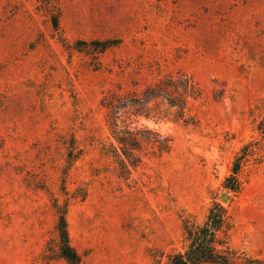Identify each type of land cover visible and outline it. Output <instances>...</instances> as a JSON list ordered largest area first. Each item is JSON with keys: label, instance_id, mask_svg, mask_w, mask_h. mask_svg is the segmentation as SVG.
Listing matches in <instances>:
<instances>
[{"label": "rangeland", "instance_id": "rangeland-1", "mask_svg": "<svg viewBox=\"0 0 264 264\" xmlns=\"http://www.w3.org/2000/svg\"><path fill=\"white\" fill-rule=\"evenodd\" d=\"M95 39L121 44L73 48ZM178 71L203 89L193 123L143 119L172 149H146L119 177L89 144L110 140L103 92ZM73 136L84 154L72 167ZM55 199L83 264H164L185 249L182 218L204 221L214 200L232 215L231 245L264 259V0H0V264H67Z\"/></svg>", "mask_w": 264, "mask_h": 264}, {"label": "trees", "instance_id": "trees-1", "mask_svg": "<svg viewBox=\"0 0 264 264\" xmlns=\"http://www.w3.org/2000/svg\"><path fill=\"white\" fill-rule=\"evenodd\" d=\"M119 44L120 40H80L73 48L83 51V46H87L88 51L104 53ZM202 96L203 89L198 80L181 71L159 74L157 81L141 92H123L122 87L106 90L101 106L105 109L104 121L110 132V140L91 135L89 144L97 146L104 156L113 160L119 177L129 179L132 171L140 166L146 149L151 148L155 155L169 153L172 149L170 138L141 123L142 120L172 119L191 124L193 119L187 110L193 101ZM80 142L73 136L70 144L66 145L67 161L72 167L84 154ZM246 161L245 154L235 158L225 188L235 193L241 191V171ZM53 202L57 215L58 256L67 264H83L79 252L72 245L67 219L68 204L56 199ZM232 220L229 208L219 200L213 201L202 222L192 214L186 215L182 218L185 249L169 254L164 264H264L263 258L248 256L231 245L228 235Z\"/></svg>", "mask_w": 264, "mask_h": 264}]
</instances>
